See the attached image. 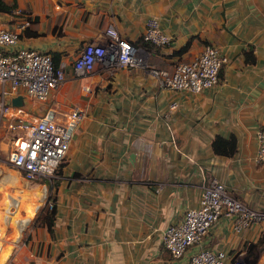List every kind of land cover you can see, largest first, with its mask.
Returning <instances> with one entry per match:
<instances>
[{
	"label": "crops",
	"instance_id": "crops-1",
	"mask_svg": "<svg viewBox=\"0 0 264 264\" xmlns=\"http://www.w3.org/2000/svg\"><path fill=\"white\" fill-rule=\"evenodd\" d=\"M18 5L33 20L20 45L50 52L66 70L64 83L46 101H28L29 108L41 115L48 108L65 113L81 106L86 117L70 145L66 179L55 190L53 232L38 221L28 246L14 248L10 257L3 251L0 264L8 257L14 261L9 264H184L185 257L164 247L163 231L199 204L205 181L217 178L249 205L264 206V160L256 158V131L264 126V0H18ZM153 16L173 41L147 50V61L172 68L213 44L229 58L217 85L199 92L172 90L143 67L75 72L85 45L105 42L108 27L136 44ZM18 18L0 11V26L13 27ZM173 101L179 105L171 109ZM217 135L235 137L234 154L214 150ZM45 197V187L10 195L20 209L18 223L11 224L15 238ZM258 240L259 227L237 233L226 217L206 234L204 246L233 252Z\"/></svg>",
	"mask_w": 264,
	"mask_h": 264
},
{
	"label": "built area",
	"instance_id": "built-area-1",
	"mask_svg": "<svg viewBox=\"0 0 264 264\" xmlns=\"http://www.w3.org/2000/svg\"><path fill=\"white\" fill-rule=\"evenodd\" d=\"M20 17L13 27L0 26V129L4 127L15 147L9 160L12 167L29 180L55 177L65 161L74 135L86 117L81 106L61 113L48 108L38 115L28 101L43 102L66 80V70L56 65L50 52L20 45L21 33L30 26ZM109 38L89 42L74 61L78 75H87L97 68L110 71L118 66L143 67L164 88L199 92L217 85L224 64L229 60L219 47L207 44L194 58L180 61L172 68H160L147 61L148 51L107 28ZM142 39L156 47L169 45L173 36L166 33L156 17H149ZM24 105H16V97ZM179 105L173 101L171 109ZM256 158L264 160V126L256 131ZM173 141L175 140L172 134ZM52 205V203H51ZM232 218L233 231L240 233L257 226L264 235V206L255 207L230 193L217 178L202 184L199 204L188 208L182 218L163 231L164 247L176 258L185 257L184 264H264V248L254 262L245 258L247 243L233 252L204 246V237L221 219Z\"/></svg>",
	"mask_w": 264,
	"mask_h": 264
},
{
	"label": "rangeland",
	"instance_id": "rangeland-1",
	"mask_svg": "<svg viewBox=\"0 0 264 264\" xmlns=\"http://www.w3.org/2000/svg\"><path fill=\"white\" fill-rule=\"evenodd\" d=\"M146 50V49H143ZM147 51V50H146ZM38 104V103H37ZM9 134L6 129L2 127L0 129V254L3 251L9 252V257L14 248L21 249L28 246V240L32 235V230L35 224L41 219L42 209L44 208L46 202L50 196L55 195V190L57 189L60 181L65 180L66 176L63 172V167L66 165L67 157L62 163L61 168L55 175V177H43L38 180H29L18 173L11 165L9 160V155L11 149L15 147V144L11 143L8 139ZM9 174L12 178H9ZM36 187H45L46 197L41 202L37 210L35 211L29 224L21 231L19 237H14V230L9 222V219L3 218L4 209V199L9 198L10 195L17 194L21 192L22 189H35ZM12 214L16 210L15 206L11 207ZM13 230V231H12ZM12 232V233H11ZM6 258L4 264L13 263L12 258Z\"/></svg>",
	"mask_w": 264,
	"mask_h": 264
},
{
	"label": "trees",
	"instance_id": "trees-1",
	"mask_svg": "<svg viewBox=\"0 0 264 264\" xmlns=\"http://www.w3.org/2000/svg\"><path fill=\"white\" fill-rule=\"evenodd\" d=\"M0 11L7 12L14 16L29 19L30 23H32L33 21L31 13L28 10H22L19 8L18 0H0ZM28 30H29V26L23 30L24 33L22 32L21 36L23 34L29 35ZM136 44L144 47L147 50H150L153 48L154 49L159 48L149 42H145L143 39L137 41ZM53 59H54L55 64L59 65V62L57 61V56L56 57L53 56ZM235 144H236L235 137L224 138L220 135H217L213 140V148L217 153H225L228 155L234 154L236 151ZM12 205H14L16 208L13 214L11 210ZM30 208H26V212L29 211ZM4 209L5 211L3 213V218L7 217L11 224L18 223L20 209L17 206V204L14 201L11 202L10 199L7 198L6 200H4ZM56 214H57L56 197L52 195L49 197L44 208L42 209V216H41V219L39 220L40 223L47 225L50 232H53L54 230L53 226H54ZM247 244L248 245H247L245 258L247 261L254 262L257 259V256L259 255V253L264 248V235L260 237V240L256 242H249Z\"/></svg>",
	"mask_w": 264,
	"mask_h": 264
},
{
	"label": "water",
	"instance_id": "water-1",
	"mask_svg": "<svg viewBox=\"0 0 264 264\" xmlns=\"http://www.w3.org/2000/svg\"><path fill=\"white\" fill-rule=\"evenodd\" d=\"M14 104L16 105H24L25 101H24V98L22 96H19V97H16L14 100H13ZM132 156H134L132 154Z\"/></svg>",
	"mask_w": 264,
	"mask_h": 264
}]
</instances>
